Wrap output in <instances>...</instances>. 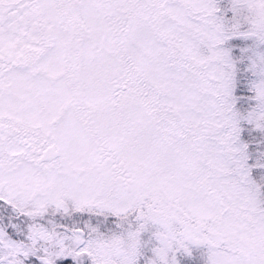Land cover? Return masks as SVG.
Segmentation results:
<instances>
[{
  "label": "snow or ice",
  "instance_id": "obj_1",
  "mask_svg": "<svg viewBox=\"0 0 264 264\" xmlns=\"http://www.w3.org/2000/svg\"><path fill=\"white\" fill-rule=\"evenodd\" d=\"M0 264H264V0H0Z\"/></svg>",
  "mask_w": 264,
  "mask_h": 264
}]
</instances>
